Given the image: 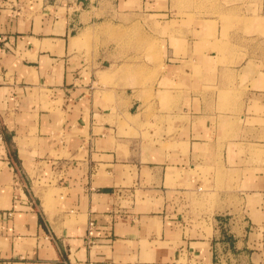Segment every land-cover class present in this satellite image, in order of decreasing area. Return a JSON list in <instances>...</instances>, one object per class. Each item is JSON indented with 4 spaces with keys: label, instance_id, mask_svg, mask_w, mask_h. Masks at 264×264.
Returning <instances> with one entry per match:
<instances>
[{
    "label": "crops",
    "instance_id": "obj_1",
    "mask_svg": "<svg viewBox=\"0 0 264 264\" xmlns=\"http://www.w3.org/2000/svg\"><path fill=\"white\" fill-rule=\"evenodd\" d=\"M0 264H264V0H0Z\"/></svg>",
    "mask_w": 264,
    "mask_h": 264
},
{
    "label": "rangeland",
    "instance_id": "obj_2",
    "mask_svg": "<svg viewBox=\"0 0 264 264\" xmlns=\"http://www.w3.org/2000/svg\"><path fill=\"white\" fill-rule=\"evenodd\" d=\"M252 23H253V19L249 18L248 19V25H250ZM143 37H148V36L146 34H144L143 29L141 30L140 28H136V34H135L136 42L137 43L141 42L143 40ZM155 42H156V40H152V44L155 43ZM137 84H139V83H137ZM140 85L143 86L141 83H140Z\"/></svg>",
    "mask_w": 264,
    "mask_h": 264
},
{
    "label": "built area",
    "instance_id": "obj_3",
    "mask_svg": "<svg viewBox=\"0 0 264 264\" xmlns=\"http://www.w3.org/2000/svg\"><path fill=\"white\" fill-rule=\"evenodd\" d=\"M94 225V223L93 222H90V226H93Z\"/></svg>",
    "mask_w": 264,
    "mask_h": 264
}]
</instances>
